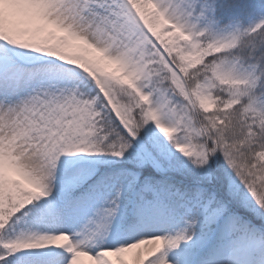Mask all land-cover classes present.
Wrapping results in <instances>:
<instances>
[{
    "label": "snow or ice",
    "instance_id": "obj_1",
    "mask_svg": "<svg viewBox=\"0 0 264 264\" xmlns=\"http://www.w3.org/2000/svg\"><path fill=\"white\" fill-rule=\"evenodd\" d=\"M0 264H264V0H0Z\"/></svg>",
    "mask_w": 264,
    "mask_h": 264
}]
</instances>
